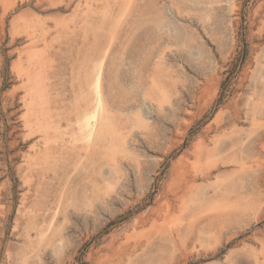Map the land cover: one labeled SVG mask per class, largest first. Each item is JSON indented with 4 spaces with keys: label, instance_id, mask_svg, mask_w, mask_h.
<instances>
[{
    "label": "rangeland",
    "instance_id": "rangeland-1",
    "mask_svg": "<svg viewBox=\"0 0 264 264\" xmlns=\"http://www.w3.org/2000/svg\"><path fill=\"white\" fill-rule=\"evenodd\" d=\"M0 264H264V0H0Z\"/></svg>",
    "mask_w": 264,
    "mask_h": 264
},
{
    "label": "bare ground",
    "instance_id": "bare-ground-1",
    "mask_svg": "<svg viewBox=\"0 0 264 264\" xmlns=\"http://www.w3.org/2000/svg\"><path fill=\"white\" fill-rule=\"evenodd\" d=\"M99 72V71H98ZM25 74V73H24ZM89 75V74H88ZM36 83V82H35ZM95 83V82H94ZM96 84V83H95ZM97 86V85H96ZM34 88V87H33ZM97 92V91H96ZM32 93V92H31ZM82 94V93H81ZM35 94L33 93V95L32 96H34ZM39 95V94H38ZM31 96V97H32ZM36 96V95H35ZM34 98V97H33ZM32 99V98H31ZM37 99V98H36ZM36 99H34V100H36ZM97 99V98H96ZM33 100V99H32ZM31 100V101H32ZM97 101V100H96ZM27 103V102H26ZM31 103L32 102H28V104H29V106L31 105ZM104 103V102H103ZM43 104H45L44 102H43ZM36 105V104H35ZM28 106V105H27ZM28 106V107H29ZM34 106V105H33ZM36 107V106H35ZM39 107H40V105H39ZM104 108V107H103ZM32 109V108H31ZM34 110V109H33ZM38 110V109H37ZM44 111V110H43ZM94 113L92 114L93 115V117H95V118H98L96 115H101V116H103V114H104V112H103V109L101 110V109H99V107L95 104V106H94V111H93ZM97 112V113H96ZM139 112V111H138ZM28 113H30V112H28ZM41 113V112H40ZM40 115V114H39ZM88 115H90V114H88ZM107 115H108V113H107ZM106 115V117H108ZM105 116V115H104ZM105 117V118H106ZM81 118V117H80ZM109 118V117H108ZM108 118H107V122H108ZM92 119V118H91ZM104 120H106V119H104ZM30 121V120H29ZM38 121V120H37ZM102 121V120H101ZM110 121V120H109ZM134 122L136 123V124H139V123H142V120H141V118H140V116L139 115H136L135 117H134ZM36 123V122H35ZM38 123V122H37ZM41 123V122H40ZM96 124V123H95ZM89 127V126H88ZM92 130V129H91ZM109 130V129H108ZM87 132V131H86ZM113 133V132H112ZM105 138V137H104ZM117 144V143H116ZM115 144V145H116ZM110 146V145H109ZM117 146V145H116ZM112 147V146H111Z\"/></svg>",
    "mask_w": 264,
    "mask_h": 264
}]
</instances>
